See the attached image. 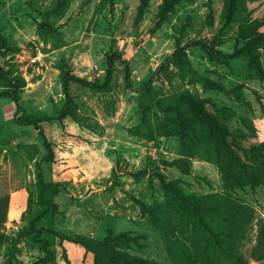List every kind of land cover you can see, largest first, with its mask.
Returning <instances> with one entry per match:
<instances>
[{
    "label": "rangeland",
    "instance_id": "374dc122",
    "mask_svg": "<svg viewBox=\"0 0 264 264\" xmlns=\"http://www.w3.org/2000/svg\"><path fill=\"white\" fill-rule=\"evenodd\" d=\"M0 74V264H264V0H0Z\"/></svg>",
    "mask_w": 264,
    "mask_h": 264
},
{
    "label": "trees",
    "instance_id": "16d2710c",
    "mask_svg": "<svg viewBox=\"0 0 264 264\" xmlns=\"http://www.w3.org/2000/svg\"><path fill=\"white\" fill-rule=\"evenodd\" d=\"M0 75H1L0 77L5 78V75H3V74H0ZM1 98H8V99L12 100L13 102H16L17 101V94H16V92L14 90H9V91H5V92L1 93L0 94V99ZM209 122H210L209 123L210 126L215 128L218 132L225 133V129L222 126H220L213 118H210ZM223 139H225V137L222 138V142L225 143V141ZM184 203L190 209H192L193 211H196V207L191 202L185 200Z\"/></svg>",
    "mask_w": 264,
    "mask_h": 264
}]
</instances>
